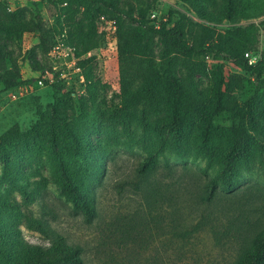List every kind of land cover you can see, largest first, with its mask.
Here are the masks:
<instances>
[{
  "label": "rangeland",
  "instance_id": "374dc122",
  "mask_svg": "<svg viewBox=\"0 0 264 264\" xmlns=\"http://www.w3.org/2000/svg\"><path fill=\"white\" fill-rule=\"evenodd\" d=\"M152 1L151 23L159 27L185 22L190 44H197L204 27L225 32L227 28L254 25L258 28L257 40L248 53L256 62L264 53V32L259 29L264 21V0H234L232 20L224 18L223 0L199 4ZM107 2L16 3L20 10L17 24L40 16L51 41L46 53L40 45V32L12 31L3 38L19 68L20 82L9 88L0 79V136L18 124L29 139L19 147L21 157L15 156L12 145L7 147L11 156L0 155V195L10 196L19 204H23L24 192L34 195L29 208L53 233L83 248L84 264H236L264 228V79L257 80L237 61L222 54L204 58L174 55L161 36L148 34L142 45L164 77L174 76L186 83L193 113L182 130L184 138L170 135L171 146L159 156L156 166L139 174L137 167L148 155L146 140L153 144L157 139L154 124L172 114L170 93L159 87L161 95L155 111L144 100L131 107L136 118L144 115L151 124L148 135L139 119L125 124L121 110L128 94L120 82L118 29L121 25L124 32L133 31L137 12L130 10L134 0ZM92 15L97 29L87 41L90 50L78 55L83 49L78 41ZM58 41L63 46L70 42L72 50H61L52 59V46ZM92 56L94 59L86 63ZM37 62L45 66L38 69ZM6 65L11 68L12 61ZM45 70L53 75L52 80ZM3 72L0 70V74ZM220 78L225 97L239 106L251 107L247 127L258 144L250 145L254 161L242 170L234 189L219 190L211 202H204L208 180L218 166H208L207 152L199 148L203 128L210 122L222 132L232 119L228 111L211 114ZM74 122L93 126L87 135L94 144L95 161L103 164L93 184L96 216L90 221L73 209L55 181L61 171L59 159L71 164L77 160L66 154L71 144L68 129ZM218 139L225 147L226 139ZM217 144H212L213 154L219 151ZM7 166H19L22 177L9 180ZM20 229L30 243L50 242L22 223Z\"/></svg>",
  "mask_w": 264,
  "mask_h": 264
},
{
  "label": "trees",
  "instance_id": "16d2710c",
  "mask_svg": "<svg viewBox=\"0 0 264 264\" xmlns=\"http://www.w3.org/2000/svg\"><path fill=\"white\" fill-rule=\"evenodd\" d=\"M87 3H101L103 0H83ZM105 1V0H104ZM191 4L209 2L210 0H184ZM224 18L232 20L234 0H223ZM152 0H134L130 10L137 12L133 20L137 23L136 28L131 32H124L119 26L118 35L120 42L117 46L120 82L124 91L128 94L124 99V109L121 110L125 124L132 119H139L144 131L149 133L151 124L143 115L136 118L131 111L144 100L150 110L155 111L159 106V87L167 89L169 105L172 108L170 117L154 124L153 131L157 139L153 144L148 139L146 142L148 155L139 163L137 172L144 174L154 168L158 158L171 146L170 135L182 136L188 120L193 113V106L190 103V92L186 83L178 81L174 76L164 77L157 69L153 60L149 57L148 51L141 41L148 34H156L163 38L168 51L174 55L184 58H204L207 55L222 54L228 60L237 61L245 71L253 74L257 80L264 79V53L255 63L250 64L249 58L245 56L248 50L254 48L257 40L258 28L254 25L248 27L227 28L225 32H218L213 28L204 27L203 34L197 44H190L188 39L186 23L176 22L172 25L163 23L156 27L151 23L150 11ZM195 2V3H194ZM107 4H111L108 0ZM20 17V10H10L8 4L0 2V79L7 87H12L20 82V72L17 64L10 57L3 38L10 32H40V45L48 53L50 35L45 31L49 30L46 23L38 17H31L28 20L17 24ZM16 25V28H15ZM97 25L95 16H91L89 26L83 37L78 41L83 49L78 51L82 55L90 50L91 35L96 32ZM264 32V21L260 28ZM216 37V41H212ZM94 59V56L86 59V63ZM12 61V67H7V61ZM45 66L37 62V68ZM223 79L218 80L215 100L213 103L212 116L223 111L232 112L231 124L220 132L209 122L203 128L199 142V148L205 150L209 157L208 166H218L217 172L208 180L205 195L202 201L211 202L216 193L220 191L231 192L245 168H249L253 156L250 152V145L258 144L255 137L247 127V115L251 107L239 106L238 103L225 97L222 91ZM94 129L93 126L80 122L71 123L69 127V140L71 144L67 147L69 158H77L76 163L71 164L64 159H59L60 173H56L55 181L58 183L60 194L67 201L72 203L73 209L81 213L87 221L96 216V206L93 184L98 178V171L103 167L100 161H95L94 144L87 135ZM226 139L225 147H222L221 139ZM29 135L19 128L18 124L13 125L9 130L0 136V155L11 156L8 146L15 147V156H22L19 147ZM218 142L219 151L213 154L211 149L213 142ZM264 148V145H261ZM55 151L58 149L55 147ZM92 153V155H91ZM68 158V159H69ZM97 158H99L97 156ZM10 161V160H9ZM8 161V162H9ZM207 174V168L203 170ZM7 178L12 182L15 178L22 177V169L19 166L6 168ZM14 184V183H13ZM35 196L24 192L23 204H19L14 198L0 195V264H84L82 256L83 248L80 245L69 244L60 233H53L50 226L34 214L30 204ZM26 225L29 229L39 232L50 239L48 245L33 244L28 242L22 235L20 224ZM236 264H264V228L254 238L252 245L244 251Z\"/></svg>",
  "mask_w": 264,
  "mask_h": 264
},
{
  "label": "built area",
  "instance_id": "2783aa9c",
  "mask_svg": "<svg viewBox=\"0 0 264 264\" xmlns=\"http://www.w3.org/2000/svg\"><path fill=\"white\" fill-rule=\"evenodd\" d=\"M3 1H5L7 4H8V7H9V9L10 10H15L16 9V3L19 1V0H0V2H3ZM64 36H65V34H63ZM69 50V51H71L72 50V45H71V43L69 42V45L68 46H63L62 45V43L60 42V41H58L57 43H55L53 46H52V52H51V57H52V59H53V56L55 55V53H59L61 50ZM245 56L247 57V58H249V62H250V64H253V63H255L256 61H255V59H253L252 57H250V55H249V53L247 52L246 54H245ZM54 64V63H53ZM55 70H58V67L57 66H55V64H54V67H53ZM45 72H46V75L52 80V74L49 72V70H45ZM46 77V76H45ZM35 81H36V79H35ZM37 82L39 83V84H43V80L42 79H38L37 80Z\"/></svg>",
  "mask_w": 264,
  "mask_h": 264
}]
</instances>
